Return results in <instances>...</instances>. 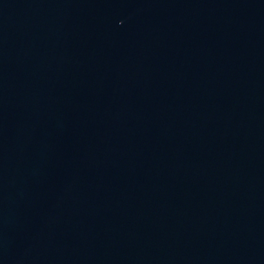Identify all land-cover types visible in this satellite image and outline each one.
I'll return each instance as SVG.
<instances>
[{
	"label": "water",
	"instance_id": "95a60500",
	"mask_svg": "<svg viewBox=\"0 0 264 264\" xmlns=\"http://www.w3.org/2000/svg\"><path fill=\"white\" fill-rule=\"evenodd\" d=\"M0 264H264V0H0Z\"/></svg>",
	"mask_w": 264,
	"mask_h": 264
}]
</instances>
